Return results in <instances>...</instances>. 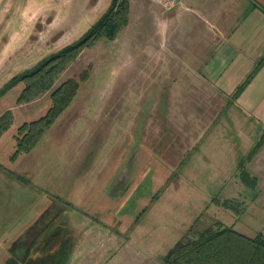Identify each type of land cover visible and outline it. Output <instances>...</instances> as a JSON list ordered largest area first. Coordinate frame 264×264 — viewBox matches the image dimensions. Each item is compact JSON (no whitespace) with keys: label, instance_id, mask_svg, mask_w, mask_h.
<instances>
[{"label":"rangeland","instance_id":"rangeland-1","mask_svg":"<svg viewBox=\"0 0 264 264\" xmlns=\"http://www.w3.org/2000/svg\"><path fill=\"white\" fill-rule=\"evenodd\" d=\"M112 1L0 0V260L47 207L63 210L34 246L59 245L65 264H156L211 228L264 239V125L188 67L176 0H128L127 23L52 83L77 81L70 102L22 139L51 104L49 91L19 100L22 74Z\"/></svg>","mask_w":264,"mask_h":264},{"label":"trees","instance_id":"trees-1","mask_svg":"<svg viewBox=\"0 0 264 264\" xmlns=\"http://www.w3.org/2000/svg\"><path fill=\"white\" fill-rule=\"evenodd\" d=\"M128 7V0H113L109 8L87 32L22 74L21 78L26 80L27 86L19 100L31 99L36 97L38 92L46 91H49L51 99L46 113L31 122L33 126L31 129L20 128L22 139H26L28 135L31 138L39 135L70 102L76 92L77 81L74 78H67L53 88L52 83L60 71L75 60L81 49L92 46L101 36L114 37L117 31L127 23ZM244 182L247 181L244 180ZM45 209L41 214L45 212ZM62 210L58 209L59 212ZM47 212L46 222H39L30 232L31 236L36 229L32 239L26 245V264H65L68 260L66 251L59 248V245L52 249L48 240L45 247L42 245L35 249L37 248L34 246L35 243L40 241L45 231L47 233L59 213L51 214L49 210ZM55 230L59 231L56 228ZM58 236H60L59 233L55 235L56 238ZM162 261L164 264H264V239L259 234L246 235L231 226L218 230L211 228L195 235L194 238L190 234H187L185 238H178L163 255Z\"/></svg>","mask_w":264,"mask_h":264},{"label":"crops","instance_id":"crops-1","mask_svg":"<svg viewBox=\"0 0 264 264\" xmlns=\"http://www.w3.org/2000/svg\"><path fill=\"white\" fill-rule=\"evenodd\" d=\"M176 1L188 21V67L239 114L264 125V0Z\"/></svg>","mask_w":264,"mask_h":264},{"label":"flooded vegetation","instance_id":"flooded-vegetation-1","mask_svg":"<svg viewBox=\"0 0 264 264\" xmlns=\"http://www.w3.org/2000/svg\"><path fill=\"white\" fill-rule=\"evenodd\" d=\"M61 200L64 201L63 199ZM47 211L48 209L46 208L45 212H43V214L37 218L36 222L16 236V238L9 244L4 255L1 257L0 264H26L25 253L27 246L25 243L28 242V239L30 238V232L34 229L36 224L45 221L48 213Z\"/></svg>","mask_w":264,"mask_h":264}]
</instances>
